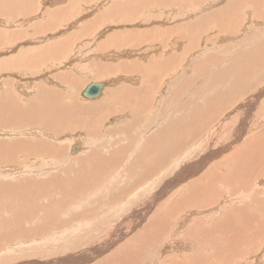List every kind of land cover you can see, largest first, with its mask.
I'll return each instance as SVG.
<instances>
[{"label":"rangeland","instance_id":"rangeland-1","mask_svg":"<svg viewBox=\"0 0 264 264\" xmlns=\"http://www.w3.org/2000/svg\"><path fill=\"white\" fill-rule=\"evenodd\" d=\"M3 1L0 13L17 17L6 36L19 39L0 64L75 35L29 72L0 68V101L19 108L0 110V264H264V149L252 147L264 143L256 138L264 121H253L264 108V0ZM63 6L70 18L47 17ZM32 7L43 39L28 36L41 25L27 21ZM106 66L113 70L103 76ZM97 82L105 83L100 96L82 98ZM235 84L240 93L202 135H182L199 123L195 110ZM107 92L106 108L89 111ZM172 127H182L180 139H171ZM238 146L246 157L230 161ZM249 161L250 173L227 180L229 167L246 173Z\"/></svg>","mask_w":264,"mask_h":264},{"label":"bare ground","instance_id":"bare-ground-1","mask_svg":"<svg viewBox=\"0 0 264 264\" xmlns=\"http://www.w3.org/2000/svg\"><path fill=\"white\" fill-rule=\"evenodd\" d=\"M8 0H5V1H3V2H7ZM18 1V0H17ZM17 1H15V2H17ZM20 1V0H19ZM53 1H55L56 2V0H53ZM2 2V1H1ZM44 2H46V0L44 1ZM58 2V1H57ZM30 3L32 4V1H30ZM2 4V3H1ZM69 4V3H68ZM12 5V4H11ZM208 5V4H207ZM235 5V4H234ZM68 6V5H67ZM71 6V5H70ZM114 6V5H113ZM124 6V5H123ZM7 7V6H6ZM120 7V6H119ZM68 8H70V7H68ZM11 9H12V7H11ZM83 9V8H82ZM32 10L34 11V14L32 15V12H31V15L33 16L32 17V20L30 19V17H28L27 18V21H29V22H31V23H34V24H41L40 25V28L39 27H37V26H34V27H32L31 29H32V32L31 33H28V36L29 37H31V38H35V39H37L36 37H42V39H43V36H41L42 35V33H43V30H42V22H40L39 20H38V18H39V10H35V8L34 7H32ZM70 10V9H69ZM112 10V9H111ZM7 9H6V13H7ZM2 12V11H1ZM17 12V11H16ZM138 12V11H137ZM228 12V11H227ZM226 13V12H225ZM55 15L56 16V18H58V19H60L62 16H64L63 18L64 19H66V18H70L71 16H72V14H71V12H69L68 11V9L65 7V6H63V7H60V8H58V9H56V10H54V11H52V12H47V17L49 18L50 17V15ZM20 15H22V14H20ZM89 15V14H88ZM189 15V14H188ZM0 16L1 17H3V20H0V28H2L3 29V31H0V46L1 47H3V48H1V50H0V55H7V54H5L4 53V49H7V45H10V44H12V43H14L16 40H18L19 39V37H17L15 40H13V41H10V39L12 40V38H7V32H5V30H4V25H8L9 26V24H7V23H9V22H7L8 20H15L17 17H16V15H13V14H1L0 13ZM24 16V15H23ZM185 18V17H184ZM186 18H188V16H186ZM20 18H18V20H19ZM164 19V18H163ZM17 20V21H18ZM134 20V19H133ZM67 21V20H66ZM88 21V20H87ZM98 21H96V20H92V21H90V22H88L89 23V26L88 27H84V29L81 31V32H78L77 31V35H82V34H84V35H87V33L89 32V29L94 25V23H97ZM15 23V22H14ZM26 23V22H25ZM62 23V22H61ZM224 23V22H223ZM12 24V23H11ZM92 24V25H91ZM16 25V24H15ZM50 25V24H49ZM186 25V24H185ZM188 25V24H187ZM7 26V27H8ZM122 26V25H121ZM135 26V25H134ZM6 27V26H5ZM76 27V26H75ZM175 27V26H174ZM173 27V28H174ZM198 27H200V26H198ZM9 28H12V26L10 25V27ZM260 28V27H259ZM86 29H88V31L86 30ZM113 29H115V28H113ZM151 29V28H150ZM155 29V28H154ZM157 29V28H156ZM183 29H184V27H183ZM226 29V28H225ZM12 30V29H11ZM46 30H48V29H46ZM49 30H55V29H52V28H50ZM94 30V29H93ZM182 30V29H181ZM188 30V29H187ZM8 31V30H7ZM57 31V33H62L63 31L62 30H60V29H58V30H56ZM162 31V30H161ZM169 31H171V30H169ZM168 31V32H169ZM173 31H174V29H173ZM183 32L185 31V30H182ZM3 32V33H2ZM11 32V31H10ZM168 32H167V35H168ZM225 32V31H224ZM12 33H13V31H12ZM17 33V32H16ZM19 33V32H18ZM56 34V33H55ZM187 34V33H186ZM226 34V33H225ZM22 35H25V34H22ZM64 35V36H63ZM66 32L65 33H63L62 34V36H61V39H59V41H57V42H46L47 43V45H43V47L42 46H39V45H36L34 48H31L29 51H28V53H24L23 51H19L18 53H16V54H14V56H12V57H10V58H7V59H3L4 60V62L2 63V64H0V68H3V69H5V71L7 72V71H13V70H15V69H19L20 71H26V72H29L30 70H31V68H32V66L33 65H36V64H40V63H42V62H45V61H47V60H49V59H53V56L56 54H59V51L61 50V49H67V48H69L70 47V45H72L71 44V42H70V40H68L67 38H70L71 36H74L75 35V32L73 31L71 34H69L68 35V37H66ZM160 35V34H159ZM163 35V34H162ZM167 35H165V36H167ZM188 35V34H187ZM231 35V34H230ZM170 36V35H169ZM249 36V35H248ZM89 37V36H88ZM180 37H181V35H180ZM182 37H183V35H182ZM21 38H23V37H21ZM141 38V37H140ZM185 38V37H184ZM184 38H182V39H184ZM187 38V37H186ZM234 38V37H233ZM238 38V37H237ZM24 39H25V37H24ZM127 39V38H126ZM219 39V38H218ZM229 39H231V38H229ZM236 39V38H235ZM257 39V38H256ZM140 40V39H139ZM145 40V39H144ZM143 40V41H144ZM190 40V39H189ZM233 40V39H232ZM245 40V39H244ZM54 41V40H53ZM143 41H142V43H141V45L143 44ZM222 41V40H221ZM231 41V40H230ZM229 41V42H230ZM9 42H11L10 44H9ZM17 42V41H16ZM43 42V41H42ZM41 42V43H42ZM140 42H141V40H140ZM233 42V41H232ZM244 42V41H243ZM242 41H241V43H243ZM253 43H254V40L252 41ZM251 42V43H252ZM256 42V41H255ZM44 43V42H43ZM223 43H224V41H223ZM231 43V42H230ZM82 44V43H81ZM93 44V43H92ZM150 44V43H149ZM161 44H162V41H161ZM160 43H159V45H161ZM244 44V43H243ZM75 45V44H74ZM153 45H155V44H153ZM171 45H172V43H171ZM186 45V44H185ZM217 45V44H216ZM228 45V44H227ZM245 45V44H244ZM251 45V44H250ZM11 46V45H10ZM79 46V45H78ZM88 45H83V46H79V47H82V49L81 50H74V54H76L78 51H80V53L79 54H81L84 50H85V48L87 47ZM97 46V45H96ZM139 46V45H138ZM163 46V45H162ZM174 46V45H173ZM182 46H184V45H182ZM238 46H240V45H238ZM249 46V45H248ZM255 46V45H254ZM73 47V46H72ZM101 47V46H100ZM141 47V46H140ZM156 47H157V45H156ZM164 47V46H163ZM185 47V46H184ZM183 47V48H184ZM200 48V47H199ZM242 48V47H241ZM254 48V47H253ZM48 49H52V50H54V53L53 54H50V52L48 51ZM116 49V48H115ZM134 49V48H133ZM136 49V48H135ZM180 49V48H179ZM222 49V48H221ZM220 49V50H221ZM69 50V49H68ZM100 50V49H99ZM143 50V49H142ZM211 50V49H210ZM240 50V49H239ZM250 50V49H249ZM71 51V50H70ZM73 51V50H72ZM102 51V50H101ZM144 51H146V50H144ZM192 51V50H191ZM65 52H66V50H65ZM241 52H243V50L241 51ZM246 52H247V50H246ZM253 52V51H252ZM44 53V54H43ZM68 53V52H67ZM176 53V52H175ZM61 54V53H60ZM63 54V53H62ZM61 54V55H62ZM147 54V53H146ZM155 54V53H154ZM228 54V53H227ZM261 54H262V50H261ZM60 55V56H61ZM148 55V54H147ZM58 56V55H57ZM139 56V55H138ZM159 56V55H158ZM183 56H184V54H183ZM9 57V56H8ZM143 57V56H142ZM222 57V56H221ZM166 58V57H165ZM170 58V57H169ZM184 58V57H183ZM213 58V57H212ZM223 58V57H222ZM229 58V57H228ZM232 58V57H231ZM248 58V57H247ZM256 58V57H255ZM264 58V57H263ZM262 58V59H263ZM239 59V57H237L236 58V63H234V64H237V60ZM243 59V58H242ZM213 60V59H212ZM234 60V59H233ZM253 60V59H252ZM261 61V60H260ZM137 62V61H136ZM1 63V62H0ZM139 63V62H138ZM152 63V62H151ZM179 63V62H178ZM211 63V62H210ZM241 63V62H240ZM256 63V62H255ZM167 64V63H166ZM171 64H172V62H171ZM239 64V63H238ZM261 64V63H260ZM259 64V65H260ZM7 65V66H6ZM220 65V64H219ZM241 65V64H240ZM257 65V64H256ZM255 65V66H256ZM262 65H263V63H262ZM150 66V65H149ZM176 66V65H175ZM183 66V65H182ZM210 66V65H209ZM233 66V65H232ZM235 66H238V65H235ZM244 66V65H243ZM188 67L190 68V66L188 65ZM229 67V66H228ZM234 67V66H233ZM239 67V66H238ZM237 67V68H238ZM202 68H203V66H202ZM244 68V67H243ZM175 69V68H174ZM195 69V68H194ZM204 69V68H203ZM229 69V68H228ZM244 69H246V68H244ZM103 71H102V75L104 76V75H106L108 72H110L111 70H113V68H111V67H109V66H106V67H104L103 69H102ZM134 70V69H133ZM149 70H150V68H149ZM163 70V69H162ZM171 70L172 69H170V72H171ZM239 70H240V67H239ZM261 70V69H260ZM200 71V70H199ZM214 71V70H213ZM220 71V70H219ZM173 72V71H172ZM179 72V71H178ZM235 72V71H234ZM240 72H242V71H240ZM248 72H249V70H248ZM247 72V74L249 75V73ZM260 72V71H259ZM230 73V72H229ZM239 74V73H238ZM251 74V73H250ZM99 75V74H98ZM219 75V74H218ZM246 75V74H245ZM67 76V75H66ZM231 76H234V75H231ZM68 77V76H67ZM107 77V76H106ZM235 77H236V75H235ZM230 78V77H229ZM131 79V78H130ZM237 79V78H236ZM177 80V79H176ZM235 80V79H234ZM234 80H233V82H234ZM240 80V79H239ZM7 81V80H6ZM228 81V80H227ZM236 82V81H235ZM191 83V82H190ZM189 83V84H190ZM192 83H193V81H192ZM239 83H240V81H239ZM2 84H5L4 83V81L2 82ZM228 84V83H227ZM230 84V83H229ZM131 85V84H130ZM236 85V84H235ZM235 85H234V87H233V89L232 90H229V92H226V93H220L217 97H216V99H217V102L215 103V104H208V103H206L205 104V108H203L202 110L200 109V111L199 110H195V117H197V119L199 120L198 122L199 123H196L195 121H193V123H191L190 121H189V123H188V127H187V129L185 130V131H182V135H184V134H186L187 132H189V131H191L192 133H193V135H194V137H197L198 135H202V133H203V130H202V128L204 129V128H206L208 125H209V123H210V121H211V119L212 118H210L211 116H212V113H217V112H221V109H223L224 107H225V105L227 106L228 105V103L230 102V100H234V97L236 98V96H237V93L239 92V88H237V87H239V86H237L236 85V87H235ZM8 86H10V84H8ZM183 86V85H182ZM188 86V85H187ZM190 86V85H189ZM192 86V85H191ZM190 86V87H191ZM232 85L230 84V87H231ZM241 86V85H240ZM6 87V86H5ZM36 88V87H35ZM122 88V87H121ZM125 89H126V87H124ZM187 88V87H186ZM229 88V87H228ZM6 89H7V87H6ZM129 89V88H128ZM190 89V88H189ZM188 88L186 89V90H189ZM227 89V88H226ZM118 90V89H117ZM181 90V89H180ZM191 90H193L192 88H191ZM228 90V89H227ZM243 90V89H242ZM37 91H39L38 92V102L39 103H43V87L41 86V85H37ZM103 91V90H102ZM101 91V92H102ZM107 91V90H106ZM121 91V90H120ZM123 91V90H122ZM121 91V92H122ZM132 91H134V90H131L130 92H129V94L130 93H132ZM194 91V90H193ZM192 91V92H193ZM109 92V91H108ZM107 92V93H108ZM119 92V91H118ZM189 92V91H188ZM191 92V91H190ZM199 92V91H198ZM218 92V91H217ZM224 92V91H223ZM48 93V92H47ZM52 94H53V92H51ZM106 93V92H105ZM148 93V92H147ZM153 93V92H152ZM176 93V92H175ZM240 93V92H239ZM3 94V93H2ZM45 94V93H44ZM49 94H50V92H49ZM52 94H50V95H52ZM112 94L113 93H108L107 95H105V97L103 98V101L102 102H98V104L96 103V104H93L92 103V105H91V107H90V110L89 111H91L92 110V108L93 109H98L99 111H100V109H103L104 107L106 108V105H107V103H108V100L111 98V96H112ZM149 94V93H148ZM199 94V93H198ZM46 95H48V94H46ZM49 95V96H50ZM109 95V96H108ZM114 95V94H113ZM124 95V94H123ZM181 95V94H180ZM236 95V96H235ZM56 96V95H55ZM54 96V97H55ZM100 96V95H99ZM98 96V97H99ZM127 96V95H126ZM130 96V95H129ZM240 96V95H239ZM52 97V96H51ZM51 97H49V98H51ZM97 97V98H98ZM103 97V96H102ZM56 98V97H55ZM83 98V97H82ZM128 98V97H127ZM131 98V97H130ZM138 98H139V96H138ZM53 99V98H52ZM48 99V101H51V103L55 100V99ZM59 100V99H58ZM75 100V99H74ZM74 100H73V102H74ZM91 100H93V99H91ZM126 100H128V99H126ZM181 100V99H180ZM74 104V103H73ZM133 104V103H132ZM144 105V104H143ZM179 105V104H178ZM3 106H4V111L5 110H9L10 109V111H11V115L13 116V110H15V111H17V112H15V114H17L18 113V109L17 108H14V107H12V106H9V102L8 103H3L2 101H0V110L3 112ZM139 106V105H138ZM182 106V105H181ZM19 107V106H18ZM134 107V106H133ZM147 107V106H146ZM167 107V106H166ZM178 107H180V105L178 106ZM9 108V109H8ZM40 108V107H39ZM136 108V107H135ZM148 108V107H147ZM200 108V107H199ZM198 108V109H199ZM74 109V108H73ZM138 109H140V108H138ZM175 109V108H174ZM183 109V108H182ZM83 110V109H82ZM141 110H143V108L141 109ZM181 110V109H180ZM0 111V112H1ZM74 111V110H73ZM182 111V110H181ZM180 111V112H181ZM92 112V111H91ZM101 112V111H100ZM23 113V112H22ZM87 113H89L88 111H87ZM244 113V112H243ZM1 114V113H0ZM84 114H86V113H84ZM90 114V113H89ZM182 114V113H181ZM245 115L247 114V113H244ZM216 115V114H215ZM248 115V114H247ZM16 116V115H15ZM137 116V115H136ZM168 116V115H167ZM170 116V115H169ZM172 116V115H171ZM22 117H24L23 115H22ZM172 117H175V116H172ZM245 117V116H244ZM25 118V117H24ZM171 118V117H170ZM177 118V117H176ZM181 118H182V116H181ZM247 118H249V117H247L246 116V120H247ZM253 117H251V119H252ZM41 119V118H40ZM2 120V119H1ZM14 120V119H13ZM92 120V119H91ZM180 120V119H179ZM20 121V120H19ZM167 121V120H166ZM178 121V120H177ZM181 121V120H180ZM186 121V120H185ZM217 121V120H216ZM248 121V123H250L251 124V121H249V120H247ZM254 122H261V123H263V121H264V108H260L258 111H257V115H256V119H254L253 120ZM253 121H252V123H253ZM168 122V121H167ZM169 122H172V121H169ZM12 123V122H11ZM24 123V122H23ZM65 124V123H64ZM152 124V123H151ZM164 124V123H163ZM172 124V123H171ZM175 124V123H174ZM177 124V126H178V123H176ZM182 124V123H181ZM255 124V123H254ZM170 126V125H169ZM246 126V125H245ZM249 126V125H248ZM252 126V125H251ZM250 126V127H251ZM180 127V126H179ZM177 128V127H172V130H171V132H173L171 135V139L173 140V141H175V140H178V139H180L181 138V129H182V127L181 128ZM253 127V126H252ZM153 128V127H152ZM176 128V129H175ZM211 130V129H210ZM166 131V130H165ZM149 132H151V131H149ZM176 133V134H175ZM264 134V133H263ZM256 138H258V141H262L263 140V138H264V135H262L261 133H260V135L259 134H256ZM199 137V136H198ZM263 137V138H262ZM250 141V140H249ZM253 141V140H252ZM248 142V141H247ZM234 143V142H233ZM251 143V142H250ZM263 143V142H262ZM231 144V143H230ZM242 144V143H241ZM257 144V143H256ZM264 144V143H263ZM263 144H258V145H256V146H254V145H252V143L250 144V145H252V147L254 148V147H257V149L258 150H263L264 149V145ZM246 145H248V146H246V147H249L250 145L249 144H246ZM217 147V146H216ZM251 147V146H250ZM0 148L1 149H4V146H3V143H0ZM249 149V148H248ZM252 149V148H251ZM41 150V149H40ZM79 150V148L77 147V150L76 151H78ZM48 151V150H47ZM221 151H222V149H221ZM249 150H247V152H248ZM250 152H252V150L250 151ZM254 152V151H253ZM259 152V153H258ZM257 153H258V157L261 159V156L259 155V154H262V152L261 151H258ZM264 152V151H263ZM29 153V152H28ZM233 154H235V156H233V154H232V156H231V159H230V161H233V160H235L234 158H236V157H239L240 158V156L241 155H243V158L244 157H246V155H247V153H246V148H244V147H242V146H238V147H236V148H234V150H233V152H232ZM222 154V153H221ZM251 154V153H250ZM3 154H0V156H2ZM31 155V154H30ZM187 156V155H186ZM256 156V155H255ZM26 157H27V155H26ZM30 157V156H29ZM153 157V156H152ZM251 157V156H250ZM154 158V157H153ZM257 158V157H256ZM259 158H257V159H259ZM250 159H252V158H250ZM249 159V160H250ZM262 159H264L263 157H262ZM193 160V159H192ZM253 160V159H252ZM243 161V160H242ZM187 162V161H186ZM185 162V163H186ZM190 162V161H189ZM188 162V164H185V168H181L180 169V171H184V170H186V171H189V170H187V168L189 167V166H191L192 164H190ZM237 162V161H236ZM264 162V161H263ZM249 163V164H248ZM197 164H198V162H197ZM248 164V166L247 167H245V169L247 170V172L245 173V171H243V172H241L242 171V168H240V170H238V168H239V166H240V164H237L236 163V167L235 168H232V167H229V169L224 173V174H226L227 175V180H233V179H236V177H238L240 174H241V176H242V178H244L246 175H247V173L250 171V170H252L253 169V165H251V167H250V161L249 162H246V165ZM254 164V163H253ZM195 166H197L196 165V162H195ZM194 167V166H193ZM200 167V166H199ZM257 167V166H256ZM261 167V166H260ZM192 168V167H191ZM259 168V167H258ZM257 168V169H258ZM179 169V168H178ZM244 169V170H245ZM255 169V168H254ZM261 169V168H260ZM192 170V169H191ZM195 171H197V168H194V171L193 172H195ZM259 171V170H258ZM262 172L264 171V169L262 168V170H261ZM176 173V172H175ZM250 173V172H249ZM177 177H178V180L179 181H182V177H181V175H180V173L178 172L177 174ZM245 175V176H244ZM175 176V175H174ZM184 176H186V174H184ZM241 178V179H242ZM209 179V178H208ZM238 179V178H237ZM214 180V179H213ZM51 181V180H50ZM204 181H206L205 179H204ZM261 181V180H260ZM262 181H263V178H262ZM217 182V181H216ZM264 182V181H263ZM39 184H41V183H39ZM38 184V185H39ZM37 185V184H36ZM211 187V186H210ZM38 189V188H37ZM205 190V189H204ZM36 191V190H35ZM40 192V191H39ZM192 192V191H191ZM30 194V193H29ZM32 196V195H31ZM40 196V195H39ZM38 196V197H39ZM206 196V195H205ZM237 199V198H236ZM175 201V200H174ZM191 201V200H190ZM214 201H215V199H214ZM169 203V202H168ZM173 204H174V202H173ZM190 204V203H189ZM213 204V203H212ZM168 205H170V204H168ZM184 205V204H183ZM186 205V204H185ZM187 206V205H186ZM175 207V206H174ZM201 207V206H200ZM206 207V206H205ZM184 208V207H183ZM175 210V209H174ZM214 210V209H213ZM174 212V211H173ZM176 212V211H175ZM189 212V211H188ZM205 213V212H204ZM189 214V213H188ZM193 214V213H192ZM195 214V213H194ZM189 215H191V214H189ZM206 215V214H205ZM208 215V214H207ZM192 216V215H191ZM188 217V216H187ZM210 218V217H209ZM180 222V221H179ZM178 224H180V223H178ZM146 225V224H145ZM154 225V224H153ZM152 225V226H153ZM151 226V228H153ZM200 228V227H199ZM221 228V227H220ZM198 229V228H197ZM148 231V230H147ZM152 232V231H151ZM196 232V231H195ZM231 235V234H230ZM148 240V239H147ZM146 241V240H145ZM233 243V242H232ZM222 250V249H221ZM94 257V256H93ZM75 260H70V262L69 263H73ZM78 261V260H77ZM91 261V259L89 260V262ZM55 262L56 263H58V264H61L62 263V261L61 260H55ZM68 263V261L66 262V264H69ZM76 263H80V262H74V264H76Z\"/></svg>","mask_w":264,"mask_h":264},{"label":"water","instance_id":"water-1","mask_svg":"<svg viewBox=\"0 0 264 264\" xmlns=\"http://www.w3.org/2000/svg\"><path fill=\"white\" fill-rule=\"evenodd\" d=\"M105 88V83H90L88 84L84 90L81 92V97L86 100L96 99L100 94L101 91ZM77 147L72 148V153H75Z\"/></svg>","mask_w":264,"mask_h":264}]
</instances>
